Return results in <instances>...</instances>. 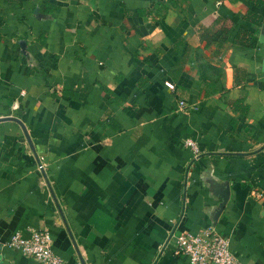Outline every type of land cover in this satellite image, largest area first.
I'll list each match as a JSON object with an SVG mask.
<instances>
[{
	"label": "crops",
	"instance_id": "0c3cea01",
	"mask_svg": "<svg viewBox=\"0 0 264 264\" xmlns=\"http://www.w3.org/2000/svg\"><path fill=\"white\" fill-rule=\"evenodd\" d=\"M209 223L264 264V0H0V264L38 227L67 264H188L162 243Z\"/></svg>",
	"mask_w": 264,
	"mask_h": 264
},
{
	"label": "built area",
	"instance_id": "2783aa9c",
	"mask_svg": "<svg viewBox=\"0 0 264 264\" xmlns=\"http://www.w3.org/2000/svg\"><path fill=\"white\" fill-rule=\"evenodd\" d=\"M177 109L187 112L186 101L179 99ZM183 144L190 147L193 158L200 153L195 140L185 138ZM36 168L40 173L41 183L48 187L45 162L38 161ZM171 243L174 254L187 255L188 264H252L240 260L231 251L229 237L220 232L214 223H209L194 233L172 231L162 243L161 249ZM8 245L30 256L34 260V264H67L66 260L54 251L52 236L47 227L33 228L27 236H24L20 231H15L11 235Z\"/></svg>",
	"mask_w": 264,
	"mask_h": 264
},
{
	"label": "water",
	"instance_id": "95a60500",
	"mask_svg": "<svg viewBox=\"0 0 264 264\" xmlns=\"http://www.w3.org/2000/svg\"><path fill=\"white\" fill-rule=\"evenodd\" d=\"M2 118H13V119L19 120V119H17L16 117H13V116H10V117H2ZM20 123H21V121H20ZM26 136H27V135H26Z\"/></svg>",
	"mask_w": 264,
	"mask_h": 264
}]
</instances>
